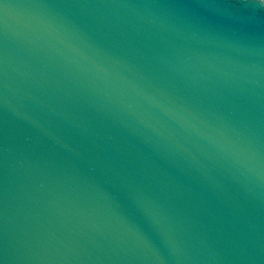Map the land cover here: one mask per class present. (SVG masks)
Returning a JSON list of instances; mask_svg holds the SVG:
<instances>
[{
  "label": "water",
  "instance_id": "1",
  "mask_svg": "<svg viewBox=\"0 0 264 264\" xmlns=\"http://www.w3.org/2000/svg\"><path fill=\"white\" fill-rule=\"evenodd\" d=\"M0 264H264V0H0Z\"/></svg>",
  "mask_w": 264,
  "mask_h": 264
}]
</instances>
